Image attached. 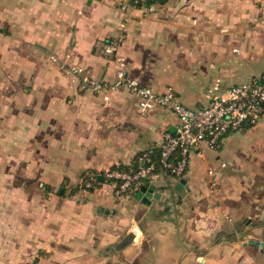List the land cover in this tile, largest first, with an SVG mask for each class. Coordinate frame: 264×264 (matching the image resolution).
I'll use <instances>...</instances> for the list:
<instances>
[{
  "label": "crops",
  "instance_id": "obj_1",
  "mask_svg": "<svg viewBox=\"0 0 264 264\" xmlns=\"http://www.w3.org/2000/svg\"><path fill=\"white\" fill-rule=\"evenodd\" d=\"M129 1L0 0V264H264L240 238L245 217L264 222V129L224 137L218 150L239 134L227 142V151L238 144L228 171L204 165L208 149L194 151L183 176L161 171L144 182L161 193L156 203L116 196L105 170L132 166L178 119L142 110L124 89L83 90L60 65L111 81L102 46L123 24L127 73L202 108L215 82L224 91L264 72V0ZM90 176L97 181L85 187ZM180 178L181 196L166 189ZM261 228L246 238L264 240Z\"/></svg>",
  "mask_w": 264,
  "mask_h": 264
},
{
  "label": "built area",
  "instance_id": "obj_2",
  "mask_svg": "<svg viewBox=\"0 0 264 264\" xmlns=\"http://www.w3.org/2000/svg\"><path fill=\"white\" fill-rule=\"evenodd\" d=\"M129 4L134 7L149 6L147 0H130ZM124 7L121 6L122 9ZM123 28L121 24L117 34L108 37L102 46L104 58L115 66L111 81L95 79L81 66L60 63L83 90L111 93L124 89L136 99L142 110L163 108L173 112L178 119L175 131H165L159 144L141 151L132 166L105 170L103 179L111 182L116 196L139 192L145 181L154 179L161 171L177 178L183 176L194 151L203 157L204 149L218 150L226 135L240 132L264 120V72L252 74L224 91H220L219 82H215L210 88V103L202 108L191 109L177 100L171 86L156 92L127 73V60L120 51L125 40ZM51 59L57 60L55 56H51ZM209 173L212 174V171L209 170ZM95 180V176H90L84 183L85 187H91ZM210 192H218L214 178L210 182Z\"/></svg>",
  "mask_w": 264,
  "mask_h": 264
},
{
  "label": "water",
  "instance_id": "obj_3",
  "mask_svg": "<svg viewBox=\"0 0 264 264\" xmlns=\"http://www.w3.org/2000/svg\"><path fill=\"white\" fill-rule=\"evenodd\" d=\"M185 182H186V180L184 178H180L177 180V182L173 186H167L166 189H168L170 193L173 190H176L179 193V195L181 196V195H183V193H185L184 188H183L185 185ZM147 190H148V187L146 185L141 186L139 193H138L139 198L142 195L141 202L146 204V205H149L152 203L151 201L153 200L154 201L153 203H156L159 200L161 193L156 191V192H153V194H150V192L147 193ZM172 198H173V195L169 194V196H167L165 198L164 202L169 201V199H172ZM259 218L261 221H264V211L261 213ZM242 224L244 225V230L242 232H240V238H245L244 240H242V244L243 245L248 244L250 246L256 245L261 250V252L264 254V240L246 238L248 235V231H249L248 229L255 226V224L252 222V218L245 217L242 221ZM263 232H264V230H263ZM227 237H229V235ZM236 239H238V237H236ZM219 247L220 246L217 244L215 246L214 250H212L211 254H216L217 251L219 250Z\"/></svg>",
  "mask_w": 264,
  "mask_h": 264
},
{
  "label": "rangeland",
  "instance_id": "obj_4",
  "mask_svg": "<svg viewBox=\"0 0 264 264\" xmlns=\"http://www.w3.org/2000/svg\"><path fill=\"white\" fill-rule=\"evenodd\" d=\"M260 122H263L260 121ZM259 124H256L254 129H251L249 130L248 132H246L245 136H253L252 131L253 130H259V129H264V124L263 123H260ZM255 132V131H253ZM255 134V133H254ZM239 136V134H235L233 136H230L231 140H235L237 137ZM256 136H253V138H255ZM230 138H228L227 142L230 140ZM225 140V141H226ZM257 140V139H256ZM255 140V141H256ZM227 142L225 143V145L223 146L222 150H217V151H214V150H207L206 153H205V157L202 161H204V165L206 166L205 163H207L210 167L213 168V170H217V171H228L229 168H231V165L233 164V161H234V155L237 153V149H238V144H236L234 146V148L232 147L231 149H233L231 152L230 150L227 151ZM242 149L247 146V143H244V144H240L239 145ZM224 163L226 164L225 167H221V163ZM257 169V168H256ZM248 171H237L236 172V175H240L242 177H245L248 175L247 173ZM249 177V176H247ZM219 195V192L217 193ZM258 219L256 218L255 222H257ZM262 225H264V222H262ZM263 229L264 228H261L259 231V233L257 234H262L263 233Z\"/></svg>",
  "mask_w": 264,
  "mask_h": 264
},
{
  "label": "trees",
  "instance_id": "obj_5",
  "mask_svg": "<svg viewBox=\"0 0 264 264\" xmlns=\"http://www.w3.org/2000/svg\"><path fill=\"white\" fill-rule=\"evenodd\" d=\"M150 1H154V0H147V4L150 2ZM159 1H163V0H159ZM114 167H118V168H122V169H127L128 167H129V165L128 166H123V165H121V164H119V165H116V166H114ZM114 167H111V168H114ZM85 178V177H84ZM84 180V179H83ZM36 259H34L31 263H28V264H36Z\"/></svg>",
  "mask_w": 264,
  "mask_h": 264
},
{
  "label": "flooded vegetation",
  "instance_id": "obj_6",
  "mask_svg": "<svg viewBox=\"0 0 264 264\" xmlns=\"http://www.w3.org/2000/svg\"><path fill=\"white\" fill-rule=\"evenodd\" d=\"M252 222H253V221H252ZM253 223L255 224V227H256V226H259V227H260V226L262 225V222H260L259 220H258L257 222H253Z\"/></svg>",
  "mask_w": 264,
  "mask_h": 264
}]
</instances>
